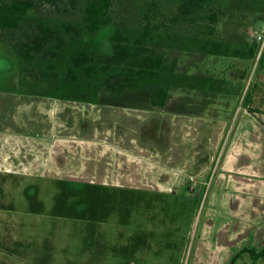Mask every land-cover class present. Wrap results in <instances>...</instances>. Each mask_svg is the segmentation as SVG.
<instances>
[{
    "label": "crops",
    "instance_id": "obj_1",
    "mask_svg": "<svg viewBox=\"0 0 264 264\" xmlns=\"http://www.w3.org/2000/svg\"><path fill=\"white\" fill-rule=\"evenodd\" d=\"M179 57L163 107L151 104L149 92L139 101V88L73 100L24 80L19 69V81L0 88L7 90L0 96V173L59 186H116L135 209L151 210L183 196V188L198 193L193 185L204 194L209 187L210 203H236L243 250L259 248L264 244V109L249 103L226 118L207 113L209 103L220 104L222 70L209 79L188 69L195 78L184 76L178 85ZM244 63L237 61L231 79ZM94 163L100 171H82ZM120 235L124 249L151 245L139 240V233L127 236L121 230Z\"/></svg>",
    "mask_w": 264,
    "mask_h": 264
},
{
    "label": "rangeland",
    "instance_id": "obj_2",
    "mask_svg": "<svg viewBox=\"0 0 264 264\" xmlns=\"http://www.w3.org/2000/svg\"><path fill=\"white\" fill-rule=\"evenodd\" d=\"M142 1L123 0L118 9L121 17L132 22ZM171 1L162 0L167 9H171ZM210 5L230 13L218 26L221 35L233 46L256 43L253 59L206 53L194 57L189 47L191 33L185 29L176 32L173 44H166L159 35L154 36L153 47L163 54L167 63L174 58L179 63V56L182 57L178 85L184 81V76L195 78L201 73L211 79L218 77L217 72L222 70L225 84L220 104L209 103L207 113L215 112L226 118L236 106L246 107L249 103L264 109V45L256 39L264 30V0H210ZM81 11L82 4L73 13H61L47 5L42 11L30 10L25 24L44 20L55 27L63 22L80 25ZM111 31L108 26L94 36H68L61 57L52 62L58 77L51 76L54 70L48 69L50 76L38 81L40 88L71 95L72 89L66 88L64 81L70 58L81 49L111 53ZM237 61L245 63L240 64L242 68H238L233 80L230 75L232 69L238 67ZM188 69H195V75ZM18 71L19 59L15 52L0 40V88L18 82ZM242 73L244 78L240 77ZM21 76L34 84L30 78ZM152 89L150 84L139 88V101ZM6 91L0 90V96ZM82 167L86 173L100 171L95 163ZM192 187L198 189V193L196 190L188 194L187 188H183L181 192H186L183 196L157 203L151 210L144 206L135 209V203L125 200L128 195L116 186H59L41 179L0 173V264H230L237 255L234 264H264V257L255 262L250 254L241 253L246 246L238 232L242 220L234 217L236 203H210L212 190L209 187L205 194L200 192L201 187ZM148 214H152L151 218ZM148 227H152L151 232L147 231ZM121 230H126L127 236L139 233V240L146 239L151 245L145 242L138 245L137 250L124 249Z\"/></svg>",
    "mask_w": 264,
    "mask_h": 264
},
{
    "label": "trees",
    "instance_id": "obj_3",
    "mask_svg": "<svg viewBox=\"0 0 264 264\" xmlns=\"http://www.w3.org/2000/svg\"><path fill=\"white\" fill-rule=\"evenodd\" d=\"M171 3V9H167L162 0H143L131 18L136 22H130L118 11L123 0H0V40L15 52L25 76L42 81L50 75L58 77L52 62L61 57L68 36H94L111 26V53L81 49L70 58L64 73V81L72 89L69 97L90 100L101 91L121 94L150 84L151 104L163 107L178 59L167 63L151 43L154 36L173 44L176 32L185 29L191 33L190 52L235 59L251 60L257 49L256 43L233 46L221 35L218 24L230 13L214 9L210 0H172ZM81 4L80 25L63 22L55 27L44 20L25 24L32 9L42 11L48 5L61 13H73ZM48 69L54 72L49 75ZM255 111L249 108V112Z\"/></svg>",
    "mask_w": 264,
    "mask_h": 264
},
{
    "label": "flooded vegetation",
    "instance_id": "obj_4",
    "mask_svg": "<svg viewBox=\"0 0 264 264\" xmlns=\"http://www.w3.org/2000/svg\"><path fill=\"white\" fill-rule=\"evenodd\" d=\"M247 252L245 253H248L252 256V258L255 259V262L259 259V257H264V244H261V246H259V248H256V249H249V250H246Z\"/></svg>",
    "mask_w": 264,
    "mask_h": 264
},
{
    "label": "built area",
    "instance_id": "obj_5",
    "mask_svg": "<svg viewBox=\"0 0 264 264\" xmlns=\"http://www.w3.org/2000/svg\"><path fill=\"white\" fill-rule=\"evenodd\" d=\"M256 39H257L258 41L262 42V44L264 45V30H263V32H262L261 34H258V35L256 36Z\"/></svg>",
    "mask_w": 264,
    "mask_h": 264
}]
</instances>
